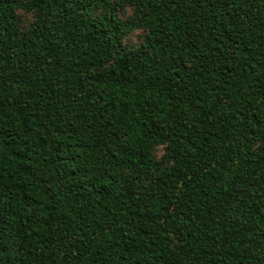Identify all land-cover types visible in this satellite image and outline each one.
Here are the masks:
<instances>
[{"label": "trees", "instance_id": "obj_1", "mask_svg": "<svg viewBox=\"0 0 264 264\" xmlns=\"http://www.w3.org/2000/svg\"><path fill=\"white\" fill-rule=\"evenodd\" d=\"M0 264H264V0H0Z\"/></svg>", "mask_w": 264, "mask_h": 264}, {"label": "rangeland", "instance_id": "obj_2", "mask_svg": "<svg viewBox=\"0 0 264 264\" xmlns=\"http://www.w3.org/2000/svg\"><path fill=\"white\" fill-rule=\"evenodd\" d=\"M28 17H29V14L26 13V16H25V18H26L25 20H26V21H27V18H28ZM127 41L136 43V42L139 41V39H138V37H137L136 34H133V35H131V36L128 37ZM163 151H164V148H163V147H161V146L158 147V148L156 149V151H155L157 157H160V156L162 155Z\"/></svg>", "mask_w": 264, "mask_h": 264}]
</instances>
